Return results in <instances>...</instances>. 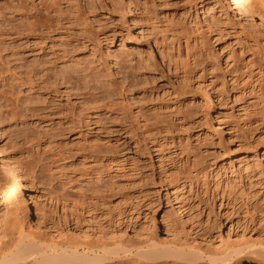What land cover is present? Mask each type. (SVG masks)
I'll list each match as a JSON object with an SVG mask.
<instances>
[{"label":"rangeland","instance_id":"1","mask_svg":"<svg viewBox=\"0 0 264 264\" xmlns=\"http://www.w3.org/2000/svg\"><path fill=\"white\" fill-rule=\"evenodd\" d=\"M233 9L231 0H0V161L13 160L26 189L0 162V251L28 220V194L58 242L86 239L81 225L118 233L112 225L128 221L162 239L164 222L181 242L210 236L209 252L238 244L243 219L264 233V104L242 114L244 63L264 70V44L224 23ZM35 133L55 148L25 145ZM54 163L61 173L48 171ZM93 173L112 191H91L105 202L82 206L75 197Z\"/></svg>","mask_w":264,"mask_h":264},{"label":"bare ground","instance_id":"2","mask_svg":"<svg viewBox=\"0 0 264 264\" xmlns=\"http://www.w3.org/2000/svg\"><path fill=\"white\" fill-rule=\"evenodd\" d=\"M231 1L234 6V19H236L235 21L237 22L232 20V18L230 19V16H227L224 23L229 24L232 27H239L241 32L256 44H264V0ZM50 60L52 59L50 58ZM242 76L244 96L246 97L243 102L247 103V106L242 109V114L248 116L250 109L255 106V101H260L264 104V70L256 65L253 60L249 59L244 63ZM204 93L206 100L209 101V93L207 91ZM93 110L95 116L90 115L88 118L96 119V115L98 113L100 114L103 108L98 106ZM51 141L48 143L47 140L40 137L39 133H35V135L27 138L24 143L25 145L28 144L34 149V151H36L41 148L42 142H47L49 146H52V143L54 142ZM53 147L55 148V144L52 148ZM10 148L12 149V147ZM25 152V154H28L27 150ZM0 162L2 167L6 168V172L4 173L9 174L12 179V187L17 192L20 191L25 194L26 189L23 185L21 171L18 169L19 167L17 168L13 164V160V163L10 160L5 159ZM55 163L48 166L49 172H55V168L56 171L59 170L61 166L58 165L59 167H55ZM62 167L60 169H62ZM61 171L62 170L57 172L61 173ZM112 174H114V172H112ZM66 176L68 177L69 175L66 174ZM87 176L89 177V174L86 175V178ZM93 176H95V178L93 177L91 179L92 182L87 183V186L84 189L81 188V186L79 187V194L74 193L77 194V197L75 198L80 199L77 201H80L82 206H95L97 203H104V196L108 194L107 191L109 188L112 191V187H110L112 183H109L110 185L105 182H101L102 184L99 185L93 184L94 181L100 179L99 175L96 173H93ZM115 179L116 177L111 180L114 181ZM97 182H99V180ZM72 183L74 184L75 181ZM70 186H72V184ZM100 189L103 190L105 195L97 197ZM91 191H93V194H98H96V196H89L88 193ZM111 191H109V193ZM74 194L72 195L74 196ZM30 196L31 194H28L25 198H23L24 196L21 197L23 198L21 204L24 207V211L22 210V212L25 213L28 220L26 218L25 220L27 221H24L25 223L20 220L22 223L19 224L23 226L22 229H18L20 231L16 230L18 232L14 234L10 245L6 247L4 251H0V264H264V233H260V230L256 228V220L252 217L247 221H245L246 219H243L244 222L242 223L244 225L241 223V225H243V235H241L238 244L234 243L230 247L227 245V248L223 246L224 249L221 248V250L219 249L217 252H209L214 243L212 241L213 238L210 239V236L207 237L204 234L195 233L194 231L190 232L187 230V233L190 232L189 235L185 233L188 235L189 241L192 242H181V239H177L176 237L174 230L175 227L172 228V226L169 225L172 222H169L168 224L164 222V229L166 231V236H168L165 239L160 238L153 229L149 230L148 228L144 229L136 227L133 222L128 221L123 224L118 223L117 226H115L117 223L112 225L114 226L113 229L118 230L119 234L115 232L113 233V231L112 233H109L105 231V228L103 227L101 229H93L92 227L80 224L81 228L78 229V231L80 235H83V238L86 237V239L84 238L82 241H76L73 239L74 241L66 240L58 242L50 235H47L49 226L45 223L43 217H41L44 210L41 211L43 208H39L40 206L36 205L34 198ZM73 196L72 198H74ZM221 201H223V198ZM31 204L35 205V210L32 208ZM73 205L76 206V203H73ZM44 207H46V205ZM65 207H68V205H65L64 208ZM45 211L47 210L45 209ZM21 215H23V213ZM3 223L4 228H0L2 231L6 228L5 221ZM25 227L28 228V232ZM19 228H21V226ZM109 228L112 229L111 227ZM130 228L132 229L131 231H133V236L131 235L132 237L127 235ZM36 231L40 232L44 237L46 236L49 238V240H46V237L45 239L43 236H39L38 233V235H36ZM33 232H35V234ZM87 238L94 239L95 242H91L87 240Z\"/></svg>","mask_w":264,"mask_h":264}]
</instances>
